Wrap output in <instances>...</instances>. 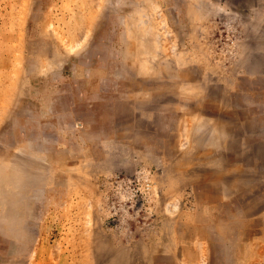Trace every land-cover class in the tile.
Listing matches in <instances>:
<instances>
[{
  "label": "rangeland",
  "instance_id": "374dc122",
  "mask_svg": "<svg viewBox=\"0 0 264 264\" xmlns=\"http://www.w3.org/2000/svg\"><path fill=\"white\" fill-rule=\"evenodd\" d=\"M0 264H264V0H0Z\"/></svg>",
  "mask_w": 264,
  "mask_h": 264
}]
</instances>
